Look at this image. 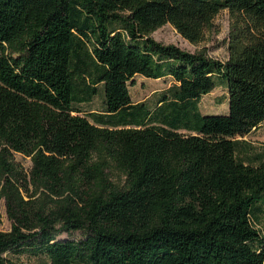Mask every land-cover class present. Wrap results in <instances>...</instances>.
I'll use <instances>...</instances> for the list:
<instances>
[{
	"label": "trees",
	"instance_id": "16d2710c",
	"mask_svg": "<svg viewBox=\"0 0 264 264\" xmlns=\"http://www.w3.org/2000/svg\"><path fill=\"white\" fill-rule=\"evenodd\" d=\"M222 9L226 60L152 34L198 43ZM137 74L173 83L150 105ZM218 77L229 109L203 112ZM263 120L264 0H0V264H264V152L235 138Z\"/></svg>",
	"mask_w": 264,
	"mask_h": 264
},
{
	"label": "rangeland",
	"instance_id": "374dc122",
	"mask_svg": "<svg viewBox=\"0 0 264 264\" xmlns=\"http://www.w3.org/2000/svg\"><path fill=\"white\" fill-rule=\"evenodd\" d=\"M233 21L234 18L231 16L229 10L222 9L215 16L213 27L206 30L204 39L198 43H193L183 37L171 23H166L159 27L152 34L161 42L174 43L186 50L195 51L204 47L210 55L226 60L229 55L228 43ZM217 80L218 85L211 92L203 95L200 99V107L203 112L226 113L229 109L227 85L220 77H218ZM135 82V84H130L132 99L134 101L147 99L150 105H154L158 94L171 85L173 79L171 76L154 78L137 74L135 75ZM102 106V91L95 94L91 101L83 103V107L86 111L100 110ZM235 138L240 140L238 155L248 162H258L259 156L264 152V120L249 133L245 135H237ZM16 158L26 170L30 169L32 165L30 156L17 153ZM11 224V219H9L6 213L3 201L2 216L0 217V230H9ZM258 224L259 228H261L264 233V215L261 214ZM85 235V230H75L68 232L64 231L60 233L58 237L81 238ZM5 255L10 260L23 262L24 264H42L46 259L44 255L35 254L32 251L8 250Z\"/></svg>",
	"mask_w": 264,
	"mask_h": 264
}]
</instances>
